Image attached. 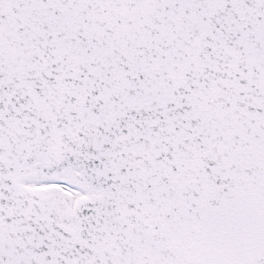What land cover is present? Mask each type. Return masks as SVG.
Instances as JSON below:
<instances>
[{
  "label": "snow or ice",
  "instance_id": "snow-or-ice-1",
  "mask_svg": "<svg viewBox=\"0 0 264 264\" xmlns=\"http://www.w3.org/2000/svg\"><path fill=\"white\" fill-rule=\"evenodd\" d=\"M0 264H264V0H0Z\"/></svg>",
  "mask_w": 264,
  "mask_h": 264
}]
</instances>
